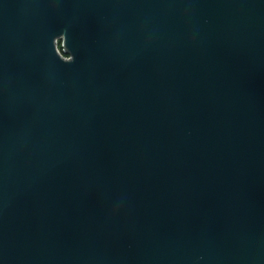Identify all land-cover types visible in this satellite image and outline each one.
<instances>
[{
	"label": "water",
	"instance_id": "water-1",
	"mask_svg": "<svg viewBox=\"0 0 264 264\" xmlns=\"http://www.w3.org/2000/svg\"><path fill=\"white\" fill-rule=\"evenodd\" d=\"M0 264H264V0H0Z\"/></svg>",
	"mask_w": 264,
	"mask_h": 264
},
{
	"label": "clouds",
	"instance_id": "clouds-1",
	"mask_svg": "<svg viewBox=\"0 0 264 264\" xmlns=\"http://www.w3.org/2000/svg\"><path fill=\"white\" fill-rule=\"evenodd\" d=\"M61 60L64 61L65 63H70V62H72L74 60V57H68L67 59L61 57Z\"/></svg>",
	"mask_w": 264,
	"mask_h": 264
},
{
	"label": "built area",
	"instance_id": "built-area-1",
	"mask_svg": "<svg viewBox=\"0 0 264 264\" xmlns=\"http://www.w3.org/2000/svg\"><path fill=\"white\" fill-rule=\"evenodd\" d=\"M61 54L63 55V56H65L66 58H68V56L64 53V50L63 49H61Z\"/></svg>",
	"mask_w": 264,
	"mask_h": 264
}]
</instances>
